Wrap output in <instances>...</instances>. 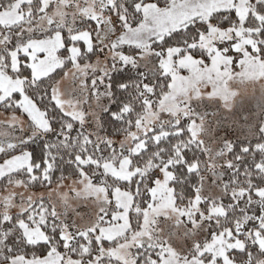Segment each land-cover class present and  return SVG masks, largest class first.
I'll return each instance as SVG.
<instances>
[{"label":"snow or ice","instance_id":"6c2138e0","mask_svg":"<svg viewBox=\"0 0 264 264\" xmlns=\"http://www.w3.org/2000/svg\"><path fill=\"white\" fill-rule=\"evenodd\" d=\"M0 264H264V0H0Z\"/></svg>","mask_w":264,"mask_h":264}]
</instances>
